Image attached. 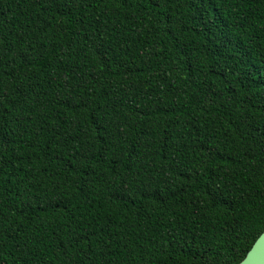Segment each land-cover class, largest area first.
I'll list each match as a JSON object with an SVG mask.
<instances>
[{"label":"trees","instance_id":"trees-1","mask_svg":"<svg viewBox=\"0 0 264 264\" xmlns=\"http://www.w3.org/2000/svg\"><path fill=\"white\" fill-rule=\"evenodd\" d=\"M264 231V0H0V264H238Z\"/></svg>","mask_w":264,"mask_h":264},{"label":"water","instance_id":"water-1","mask_svg":"<svg viewBox=\"0 0 264 264\" xmlns=\"http://www.w3.org/2000/svg\"><path fill=\"white\" fill-rule=\"evenodd\" d=\"M238 264H264V231L258 236L246 256Z\"/></svg>","mask_w":264,"mask_h":264}]
</instances>
